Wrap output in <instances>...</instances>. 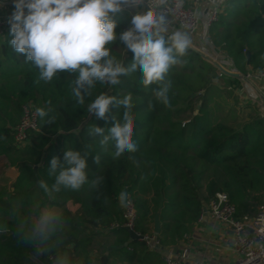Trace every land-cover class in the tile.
<instances>
[{
	"label": "trees",
	"instance_id": "obj_1",
	"mask_svg": "<svg viewBox=\"0 0 264 264\" xmlns=\"http://www.w3.org/2000/svg\"><path fill=\"white\" fill-rule=\"evenodd\" d=\"M132 16L127 9L116 15L117 37L130 27ZM8 30L9 25L0 33V160L15 167L18 176L9 187L0 186V264H56L58 258L67 264H100L110 246L109 258L119 256L126 264H165L162 253L143 239H131L122 228L125 209L117 199L121 190H127L134 201V228L140 234H152L159 214L162 231L157 236L163 247L185 240L218 192L228 194L239 219L262 210L264 113L253 100L242 106L225 96L234 95L240 77L223 73L190 48L167 75L172 81L170 106L155 101L157 85L142 87L139 71L122 77L117 86L97 84L93 97L80 105L71 94L75 75L61 71L53 81L37 84L38 70L10 47ZM208 34L242 75L264 72V0H226ZM109 47L125 66L132 62L133 53L119 39ZM222 80L230 85L220 88ZM101 92L132 94L139 167L127 153L114 159V148L103 152L99 137L89 135L91 125L110 128L112 117L123 114L122 108H112L108 121L89 115L87 103ZM150 101L155 105L152 111L147 110ZM27 104L51 108L49 116L55 119L49 124L38 116L37 129L19 145L16 128ZM246 107L253 112L244 117ZM68 148L88 151L89 183L79 191L62 189L49 196L39 188V181L51 186L49 162L53 156L62 160ZM96 154L101 155L99 165L93 160ZM97 176L104 180L93 188L91 181ZM49 210L59 214L60 221L48 244L26 242L24 235Z\"/></svg>",
	"mask_w": 264,
	"mask_h": 264
},
{
	"label": "clouds",
	"instance_id": "obj_2",
	"mask_svg": "<svg viewBox=\"0 0 264 264\" xmlns=\"http://www.w3.org/2000/svg\"><path fill=\"white\" fill-rule=\"evenodd\" d=\"M155 8H149L147 0H13V11L7 18L9 24L8 41L10 47L18 54H23L38 70V79L49 83L64 71L75 75L71 81V94L80 105L85 104L86 97H93L99 85L117 86L121 78L139 71L140 84L144 89L157 85L154 98L158 103L170 106L169 92L172 81L167 79L170 68L181 63L179 57L186 55L192 47L193 40L187 31L176 30L169 35L167 22L156 8L164 0H154ZM130 8L135 14L130 27L117 37V14ZM119 39L124 47L133 53L132 62L125 66L111 55L110 45ZM133 97L131 93L122 97L108 95L104 92L95 95L87 103V113L96 119L108 121L112 108L123 109L121 118L112 117L114 124L110 128L95 124L89 128V135L99 137L98 145L103 152L114 148L113 158L127 153L128 159L137 167L136 154L138 144L133 140L134 116ZM152 101L148 111L154 110ZM45 123H52L51 108H36ZM48 117L47 120L44 118ZM90 145H86V149ZM87 150L79 151L68 148L62 160L53 156L49 162V176L54 181L49 186L44 180L39 181V188L49 196L61 190L79 191L89 183ZM94 163L101 162V155L93 156ZM104 180L97 176L91 181L96 188ZM97 199H100L98 194ZM118 206L126 209L132 203L130 193L121 190L117 196ZM105 202L108 200L105 197ZM60 216L54 211H44L39 216L31 233L25 234L26 242L47 245L56 231ZM39 251V247H37ZM56 264H67L62 258Z\"/></svg>",
	"mask_w": 264,
	"mask_h": 264
},
{
	"label": "built area",
	"instance_id": "obj_3",
	"mask_svg": "<svg viewBox=\"0 0 264 264\" xmlns=\"http://www.w3.org/2000/svg\"><path fill=\"white\" fill-rule=\"evenodd\" d=\"M226 0H164L156 10L167 19L169 31L167 35L176 30L187 31L192 40L198 41L199 47L196 49L203 52L206 49V42L210 43L208 30L211 24L217 20ZM149 8H155L154 0H147ZM7 17L0 15V33L8 26ZM212 43V42H211ZM194 48V47H193ZM200 48V49H199ZM225 68L233 72H239L232 60L226 56L218 60ZM244 76V75H243ZM248 79H258L264 82V72L245 75ZM245 77V78H246ZM247 80V79H245ZM264 84V83H263ZM264 98V97H263ZM260 107L264 109V99ZM258 102V100H254ZM36 109L31 105L23 106L21 120L16 128V142L21 145L27 140L28 133L38 127V115ZM132 203L124 211L125 223L135 230L136 209L133 199ZM213 218L226 224L232 229L234 244L239 252V258L233 264H264V207L261 211L250 218L239 219L237 217V207L229 199L225 192H218L210 200L206 209ZM136 231V230H135ZM139 233L138 231H136ZM140 234V233H139ZM151 248L160 245V240L156 233L142 235ZM187 253L181 256L166 254L165 264H184ZM197 264V263H191Z\"/></svg>",
	"mask_w": 264,
	"mask_h": 264
},
{
	"label": "crops",
	"instance_id": "obj_4",
	"mask_svg": "<svg viewBox=\"0 0 264 264\" xmlns=\"http://www.w3.org/2000/svg\"><path fill=\"white\" fill-rule=\"evenodd\" d=\"M125 9L129 10L133 15L135 14V10ZM12 11L13 0H0V15L8 18ZM253 80L250 83L254 90V96L264 99L263 82L258 79ZM206 209L207 207L204 209L199 221L193 225L191 232L185 236V240L174 247L159 245L153 249L162 253L163 257L166 254L181 256L185 252L187 253V258L184 259V264H233L239 258V252L234 244L232 229L213 218ZM152 233H155L154 227ZM108 264L126 263L122 262L117 256L109 258Z\"/></svg>",
	"mask_w": 264,
	"mask_h": 264
},
{
	"label": "rangeland",
	"instance_id": "obj_5",
	"mask_svg": "<svg viewBox=\"0 0 264 264\" xmlns=\"http://www.w3.org/2000/svg\"><path fill=\"white\" fill-rule=\"evenodd\" d=\"M195 40L196 39L193 40L192 47L197 48L201 44H198V41H195ZM206 46H207L206 49L203 50V52L206 55L212 57L213 59L217 61L218 60L221 61L222 58L225 57V55L221 51L216 49L213 43L206 42ZM245 77H246L245 75L240 77V82L236 85V87H234V95L232 93V94H226L225 96L229 100H233L236 98L241 103L240 105L242 106H246L250 100H253V101L258 100L257 103L260 105L262 102L260 101L259 98H256L254 96V90L250 83L254 81L253 78L248 79L247 77L246 78ZM245 79H247L248 81ZM222 83L223 84H218L220 88H225L227 85H230V83L228 84L227 81L225 80H222ZM232 85L234 84L232 83ZM260 109H261V112L264 113V109L261 107ZM224 112L225 110L221 111V113H224ZM243 112H244V117H245V116H248L247 114H249L250 112H253V109H251L250 107H246L244 108ZM17 176H18V170L15 167L10 166L7 163V160H0V186L5 187V188L9 187Z\"/></svg>",
	"mask_w": 264,
	"mask_h": 264
},
{
	"label": "water",
	"instance_id": "obj_6",
	"mask_svg": "<svg viewBox=\"0 0 264 264\" xmlns=\"http://www.w3.org/2000/svg\"><path fill=\"white\" fill-rule=\"evenodd\" d=\"M192 49L196 50L198 53H200L201 55H203L207 60H209L211 63H213L219 70H221L223 73L228 74V75H233V76H237V77H242L243 75L240 72H233L228 70L227 68H225L219 61L213 59L212 57L206 55L204 52L191 47ZM250 52H247V57L248 60L250 59ZM154 232L156 234H160L161 233V224H160V219H159V214L155 215V219H154ZM122 228L124 230H126L131 239H142L143 236L142 234L137 233L135 230H133L132 228H130L129 226H122ZM125 245H127V243H125ZM113 250V247H108V250L103 253L100 257V264H108V260H109V253Z\"/></svg>",
	"mask_w": 264,
	"mask_h": 264
}]
</instances>
